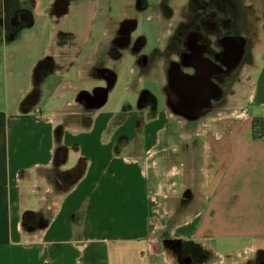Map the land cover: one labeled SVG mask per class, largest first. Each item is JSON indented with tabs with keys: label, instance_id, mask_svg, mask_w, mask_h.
<instances>
[{
	"label": "crops",
	"instance_id": "1",
	"mask_svg": "<svg viewBox=\"0 0 264 264\" xmlns=\"http://www.w3.org/2000/svg\"><path fill=\"white\" fill-rule=\"evenodd\" d=\"M95 2L6 0L5 17L13 5L31 11L33 23L4 28L0 42V49H10L5 65L17 60L24 71L14 75L13 91L0 105V264H174V256L183 253L168 248V238L197 250L184 254L196 261L198 240L213 236L246 239L257 249L264 242V124L261 137L243 135L234 154L226 155L233 119L246 120L245 103L264 101L253 73L250 87L241 78L224 102L206 113L184 106L180 98L174 107L164 90L174 55L165 53L164 43L158 47V68L134 75L127 85L132 96L144 89L137 109L126 98L116 109H97L91 123L77 129L55 116L58 92L42 103L54 76L84 73L94 27L79 16L96 12ZM258 43L256 71L264 73V40ZM21 51L23 56L17 55ZM40 66L48 69L46 75ZM148 80L161 87L158 94L145 85ZM237 101L245 108L232 109ZM211 140L225 145L210 156ZM256 161L260 178L243 179L242 165L250 169ZM244 181L251 183V194L238 202L234 225L236 205L228 187ZM154 193L181 197L183 209L175 214L170 209L163 219Z\"/></svg>",
	"mask_w": 264,
	"mask_h": 264
},
{
	"label": "rangeland",
	"instance_id": "2",
	"mask_svg": "<svg viewBox=\"0 0 264 264\" xmlns=\"http://www.w3.org/2000/svg\"><path fill=\"white\" fill-rule=\"evenodd\" d=\"M151 1L154 2L155 0ZM247 1L250 2V0ZM186 2H188V0H179L178 4L182 3V5H184L185 10H183V14L185 17L189 18L193 11L190 5H185ZM95 3L96 12L90 15V17L84 14L79 16V20H82L83 24H86L89 21V25L94 27L93 39L84 52V55L86 54L88 56V63L85 64L83 68L84 73H80L79 69V71L73 70V73L68 76V79L67 76H65V78H57L54 76L53 80L50 82L51 85L48 87L42 98V103L46 104L49 96L47 94L58 92L60 98H58L59 100L55 105L56 111H54V114L66 127L72 126L73 128L81 129L83 126H88L97 109L101 107H105V109H116L119 104H122V102L126 100V98H128L132 107L137 109L140 106L141 95L132 96L129 93L127 85L134 78V75H138V77H142L145 74L149 75L153 72L154 68H158V47L164 44L166 40H170V32L174 31L171 24L172 22L175 24V21L179 18V14L173 16V18L169 20L163 15L157 16L156 13H160V11L156 12L152 8L142 12H136L133 3L131 2L128 6L125 5L126 1L124 0H96ZM172 6L177 7L178 5L175 3ZM122 7H125V10L136 18L134 21L135 26L131 28L129 33H120L118 32V27L116 28L117 21L123 17L124 10ZM85 16H87V19ZM73 18L76 20V16H73ZM250 19L251 16H245L244 21L247 25L252 24V19ZM260 25L261 23L254 24L253 33H257L258 38H254L255 41H253L251 46L253 57L246 63L247 70L243 72L241 77L247 80V85L249 84L250 87L251 83L249 81L252 79L251 73H253L256 77L259 91L264 88V73L263 71H256L254 57H257V55L261 57V53L259 52L262 48L260 49L256 47V45L259 46L258 42H261V39L264 40V29L260 28ZM104 28L106 30H104ZM25 30H27V28ZM2 35L3 32H0V42L3 40ZM119 39H122L123 41L117 43V40ZM94 43L97 44L92 50ZM1 49L0 55L2 54L3 58L0 61V105L3 104V99L6 97L7 91L8 94L13 91L12 78H14V75L24 73L22 65L16 60L17 57L15 58L16 62L14 64L8 66L5 65V57L7 58V56L10 55V49L4 48L3 51H1ZM17 55L23 56V51L19 52ZM143 55L148 56L146 64H143L141 61ZM262 60V63H264V59ZM86 66L88 68H86ZM85 69L87 70L85 71ZM40 71L41 74L45 72L46 75L48 69L40 66L39 72ZM145 85H150L157 94L161 91V87L158 84L155 85L153 82H150V80L146 81ZM97 86H104L110 92L108 101L104 106L102 105L100 107L97 106L96 103L90 105L84 100V92L88 91L89 93H94L93 90ZM238 103L231 104V108L234 110H236L234 107H238V110L245 108L244 106L240 108L241 103ZM245 106L250 109L247 111L248 118L245 117L246 120L243 118L237 120L233 119V129L228 135L230 141L226 144L227 157H230V154H234L237 147L241 144L240 139L243 135L260 134L261 127L259 123L261 120L263 121L264 117V101H261V99L258 98L255 103H245ZM121 109H123V105H121ZM255 115L263 117H256ZM255 120L257 123L253 129L252 125ZM168 133H170V131H168ZM224 145L225 144L223 143L218 145L215 141L211 140L212 151L210 156L215 154L214 151L217 148L220 146L223 147ZM229 145L230 149L228 147ZM226 163L227 161L223 162L221 165L222 171ZM241 169L240 176L243 177V179L249 174H252L254 179L260 178L261 167L258 161L254 162L250 169H247L246 163H244ZM237 170L239 171V165L236 170L233 167L229 179L233 180L235 178V172ZM240 187H242V190ZM250 188L251 183L247 181H244L242 186L239 184L235 185L232 182V185L228 187L230 198L232 196L236 205L233 206L232 209L234 225L237 224L238 221V215H235L234 213H238L241 210L238 202L244 198L245 194H251ZM234 189H237L238 192ZM200 195L203 197V192H201ZM154 197L155 205L160 209V217L163 219L168 218L169 211L172 210L175 214L176 211L183 209L181 208L182 201L179 196L177 198H173V196L165 198L162 193H154ZM200 203L203 202L201 201ZM165 211L168 212L165 213ZM216 226L217 225H213V228ZM167 240L168 248L175 247L178 252L183 253L180 256L178 254L174 256V264H191L192 261L194 264H196V262L202 264L204 261L209 264L213 262L216 264H264V242L260 243L257 249L251 250V243L246 239H219L215 236L200 239L197 242L198 254L196 261V257L192 260L190 256L184 255L189 251H197L192 248L187 249L186 242H176L173 238H168Z\"/></svg>",
	"mask_w": 264,
	"mask_h": 264
},
{
	"label": "flooded vegetation",
	"instance_id": "3",
	"mask_svg": "<svg viewBox=\"0 0 264 264\" xmlns=\"http://www.w3.org/2000/svg\"><path fill=\"white\" fill-rule=\"evenodd\" d=\"M124 1L128 6L132 2L136 12L152 8L160 11L157 16L163 15L168 20L179 14L175 24H171L174 31L170 32V40L165 41V53L174 57L169 58V81L164 90L174 107L181 100L184 106L206 113L221 105L225 94L241 81L246 63L253 57L251 46L254 38H258L257 33H253L254 24L261 23L260 28L264 29V0H188L185 5H190L193 11L189 18L184 16V5L178 4L179 0ZM175 3L177 7L172 6ZM9 8L13 13L5 17L6 0H0V32L6 27H17L26 16L13 5ZM122 9L123 17L117 21L116 28L120 33H129L136 18L125 7ZM245 16H251L252 24L245 23ZM122 41L119 39L117 43ZM147 60L148 56L143 55L142 63L146 64ZM103 87H95L94 93L85 91V102L95 104ZM143 93L144 89L140 99L144 98ZM177 98H180L178 102Z\"/></svg>",
	"mask_w": 264,
	"mask_h": 264
},
{
	"label": "water",
	"instance_id": "4",
	"mask_svg": "<svg viewBox=\"0 0 264 264\" xmlns=\"http://www.w3.org/2000/svg\"><path fill=\"white\" fill-rule=\"evenodd\" d=\"M23 11V13H26V16L18 23L17 27H22L23 25L29 26L33 23V16H32V12L31 11H27V10H20ZM103 93L100 95L96 101L97 106H102L103 104L106 103L107 99H108V89L103 87Z\"/></svg>",
	"mask_w": 264,
	"mask_h": 264
},
{
	"label": "trees",
	"instance_id": "5",
	"mask_svg": "<svg viewBox=\"0 0 264 264\" xmlns=\"http://www.w3.org/2000/svg\"><path fill=\"white\" fill-rule=\"evenodd\" d=\"M256 123H257V122H256V120H255L254 123H253V125H252V126H253V129L255 128ZM259 124H260V127H261V129H260V134H258V135L254 134V135H253L254 137H261V135H262L261 132H262L263 124H264V123H263V121L261 120V122H260ZM28 214H29V212L26 213L27 216H28Z\"/></svg>",
	"mask_w": 264,
	"mask_h": 264
}]
</instances>
